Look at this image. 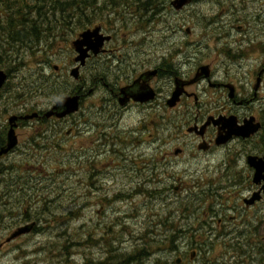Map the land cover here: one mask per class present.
I'll return each instance as SVG.
<instances>
[{
	"label": "flooded vegetation",
	"instance_id": "af4514ba",
	"mask_svg": "<svg viewBox=\"0 0 264 264\" xmlns=\"http://www.w3.org/2000/svg\"><path fill=\"white\" fill-rule=\"evenodd\" d=\"M219 1L223 17L207 18L200 41L168 44L166 33L159 32V44L154 47L160 53L157 59L146 52L150 43L146 41L157 26L166 23L167 0L159 11L162 17H153L135 33L127 11L124 21L110 11L105 13L107 21H95L71 33L76 39L97 26L100 35L108 37L96 52H88L86 64L80 67L77 85L71 90L80 96L76 114L55 116L60 111L53 108L64 94L46 108L29 99L7 112L6 93L1 91L0 152L7 144V115L17 118L18 145L0 156V185L6 191L8 183L11 195L16 196L8 207H0V233L4 231L5 236L0 238V264H39L31 261L37 248L27 254L28 261L23 259L19 241L25 235L12 236L23 226H29L26 235L51 227V223H23L16 192L21 179L14 174L11 159L36 162L46 157L47 161L51 151L44 138L53 137L60 144L69 141L74 137L75 117L82 127L79 135L91 138L97 148L85 152L86 156L82 152L84 161L104 162L105 158L124 171L126 164H132L136 185L132 190L124 184L110 194L113 186L100 182L97 174L91 178L95 186L86 180L101 193L98 201L104 197L112 202L80 207L85 229L68 259L66 254L55 260L49 257L52 240L41 244L47 257L41 264H117L113 255L108 260L107 254L88 253L87 238L99 226L102 231L94 234L101 235L93 246H113L119 238H123L120 245H125L124 239L132 244L153 240L158 253L146 256L148 264H264V180L257 171L259 162H264V0ZM200 3L189 0L184 10ZM192 34L188 28L186 35ZM76 56L73 49L72 68L77 67ZM55 78L59 82L69 79L64 74ZM68 83L66 93L71 92ZM175 94L178 98L173 101ZM90 96L95 97V109L85 114L82 107ZM50 110L53 114L47 116ZM33 114L32 119L22 118ZM133 119L139 122L134 124ZM126 124L131 125L126 128ZM22 129L27 130L23 145ZM64 132L66 137H62ZM142 147V155L134 156V149ZM116 194L122 198L115 199ZM135 197L147 202V207H116ZM136 226L143 229H138L141 234L132 229Z\"/></svg>",
	"mask_w": 264,
	"mask_h": 264
},
{
	"label": "rangeland",
	"instance_id": "374dc122",
	"mask_svg": "<svg viewBox=\"0 0 264 264\" xmlns=\"http://www.w3.org/2000/svg\"><path fill=\"white\" fill-rule=\"evenodd\" d=\"M172 0H167L168 10L165 14L166 17V23L161 24L159 27L157 26L156 29L153 31V33L150 35V37L147 39L146 42H150L149 45L146 47V52L152 55L153 59L158 58L159 52H156L154 47L155 45L159 44V32L166 33L167 37V43L170 44L174 40H180V41H192L193 43H196L200 41L201 39V32L202 27L206 26L207 18L209 16H218L219 18L223 17V5L220 3L219 0H198L202 1V3L198 5H193L186 10L182 9L180 11H175L171 5L170 2ZM158 18H161L162 15L157 14ZM224 20H220V22H223ZM153 25V24H151ZM166 26H168L166 28ZM134 28V27H133ZM190 28L192 29V36L188 37L186 35V30ZM108 30V29H107ZM135 31V28H134ZM175 31V33H174ZM177 31V32H176ZM76 35L70 34L67 37L61 38L60 41H56V44H54V47L48 51L47 55L49 57L48 60L47 56L41 55L37 52V54L31 58H26L25 66L21 68L20 71H16L13 73L14 77H11L9 79V83L12 84L14 79L20 78L22 81L26 80L31 81L39 76V78L42 80V86H44L47 81L56 80V76L59 74H64L69 77L68 84L70 85L69 91L72 90V88L77 85L76 80H74L72 77H70L69 72L72 66H70V59L73 58V49L71 48V42L75 38ZM142 37V36H139ZM138 40V38H137ZM210 41L209 43H211ZM32 56V55H31ZM54 66H58L59 70L56 71L54 69ZM8 67V66H7ZM6 66L2 65L1 69H6ZM87 72H85L86 74ZM16 74L18 76H16ZM23 75L25 78H23ZM26 84V83H25ZM57 96L50 95V91H46L45 94H38L36 93V96L30 99L35 100V102H31V104H36L42 108H46L47 106H50L54 103L56 99H54ZM95 97L90 96L84 106L82 107L83 112L85 114H88L90 111H94L95 107ZM29 106H31L29 104ZM8 116V115H7ZM135 121L134 124H137L139 122L137 119H133ZM150 120L154 121L155 117L152 115L150 116ZM77 117L72 121L76 127L73 130V138H71L69 141L65 142L64 144H60V148L62 149V152L60 149L55 148L54 151H51L49 153V156L46 161V157L41 159L38 157V161L33 162H22L21 165H23L22 170L27 171L28 174H26L27 180H40L42 179L44 182L40 184V186L48 188L47 191L53 189V188H59L60 194L56 197V195L51 194L48 195V199H54V203L49 204L48 209H54L55 207L60 209V212H67L69 210H75L79 209L80 207H98L101 204V201H98L99 197L101 196V193L97 191L95 187L88 188L87 184V178L85 177L86 172L89 171V165L84 160L86 157H82V155H87L85 152L92 153V151H96L97 148L93 146L91 143V138H88L87 136H81L79 135L78 131L82 130V127L78 126L77 123ZM137 121V122H136ZM149 121V119H148ZM131 124H126L125 127L129 128ZM21 133V144L23 145L25 139L27 130L22 129L20 131ZM62 137L65 136V132L62 133ZM125 143L121 146L122 149H124ZM136 146V145H135ZM120 147V148H121ZM144 148H137L134 149L133 155L134 156H140L143 153ZM73 152H76V154H72ZM81 152H84V154H79ZM21 157L12 158L13 161H18ZM127 171L119 170L115 167V164H111L110 162H107L104 158L103 161H98L95 163V174L98 175L100 182H110V186H113V189L110 190V194L116 193L119 189H121L124 184H126L128 187L132 188L134 190L136 185V179L134 178L133 181V174L130 173V167L132 164H126ZM60 167V169H59ZM58 168L57 173H54V169ZM23 173V171H21ZM59 173V174H58ZM61 173V174H60ZM127 177L130 182L127 183V180L125 179ZM30 183V182H27ZM90 183H92L95 186V181L92 180ZM37 186L39 187V182H37ZM54 190V189H53ZM46 191V190H45ZM46 194V193H45ZM138 204V205H137ZM137 205L138 207H147V202H145L142 198H134L132 202H122L119 205H116V207H135ZM101 207V206H100ZM85 211V210H84ZM59 214V213H58ZM81 217L80 220H76L74 222H69L66 220L64 223H52L51 227L48 229H45L43 233L37 234V235H25L22 237L23 243H27L28 239H31L29 241V253H31L35 248L37 244H45L48 241H52L55 239V241H59V239L56 237V234H60L64 231H62V227H67V232L72 234L74 232L83 235L84 229H81V223L84 222V218ZM61 220H65L61 219ZM61 222V221H60ZM87 227V225H86ZM139 226L133 227L136 234H141L138 229L143 230L142 228H138ZM137 228V229H136ZM11 229H9V232ZM102 231V226L97 227L90 233V237L94 241H98L100 238V235H95L94 233L98 234ZM4 231H1L0 238H5ZM154 236V234L152 233ZM123 241V238L118 239V243L114 244L111 247L105 246V245H98V246H89L90 249L88 251L89 255L98 256L103 254H107V249L112 250V254L115 259H117V255L121 254V256H125L129 253H132L134 251V248L136 246H142L143 244H138V242H135L132 244L131 242L128 243V239H124L125 245H120ZM154 245V244H153ZM155 246V245H154ZM146 247L149 251L158 253V246H156L154 249H152L148 244H146ZM153 253V254H154ZM152 253H150L151 255ZM152 254V255H153ZM148 255V257H151ZM44 256L40 254L39 256H34L31 258V261L38 260V263H42V258ZM47 258V257H46ZM45 258V259H46ZM121 258V257H120ZM149 262V260H148ZM146 257L141 258L140 262L137 263L131 262L130 264H148ZM46 264V263H44ZM155 264V263H152Z\"/></svg>",
	"mask_w": 264,
	"mask_h": 264
},
{
	"label": "trees",
	"instance_id": "16d2710c",
	"mask_svg": "<svg viewBox=\"0 0 264 264\" xmlns=\"http://www.w3.org/2000/svg\"><path fill=\"white\" fill-rule=\"evenodd\" d=\"M163 3L164 0H0V67L2 65L8 66L5 69L8 73V78L14 77L13 73L20 71L25 66V60L28 56V58H31L37 52L46 56L48 51L54 47L57 39L67 37L76 30L94 24L95 21H101L102 19L107 21L106 12L114 11L115 18L118 21H124L127 19L125 16V11H127L131 15L130 18H133V26L138 30L144 29L147 23L152 21L153 17L158 19L156 15L161 10ZM16 76L18 75L16 74ZM23 78H25L24 75ZM67 82V80L59 82L53 79L42 86V80L39 76L31 81H27L26 78L23 81L17 78L13 80L12 84L8 80L4 86L5 99L8 103L7 112H9L10 106L26 104V101L36 96V93L41 95L45 94L46 91H50V95L53 96L65 94L68 91V88L65 87ZM44 140L51 151L58 148L62 152L56 139L49 137L44 138ZM87 163L89 171L86 172L85 177L87 180L92 181L93 179L91 178L96 175L94 173L96 161ZM57 170L58 168H55L54 173H57ZM13 172L21 179L20 191L16 192L17 197L21 198L18 207H22L23 223L59 224L64 223L67 217L69 222L80 220L81 212L79 209L67 212H60V209L56 207L48 209L49 204L54 203V199L49 200L48 195L54 194L57 197L60 194L59 188L47 191L48 188L40 186L44 182L42 179L39 181L27 180L26 174L28 173L22 170L20 163L13 165ZM37 182H39V187ZM5 185L6 191L3 189V184L0 185V207H8V201H11V198H16L14 194L11 195L9 184ZM136 194L137 192L134 193V196ZM114 198L120 199L122 196L116 194ZM100 201L103 202V205L112 202L104 197L100 198ZM64 218L65 220H61ZM83 228L82 226L81 229ZM62 231L64 232L56 234V237L61 242L58 241L54 245L53 250L50 248L47 251L52 260H55L60 254L69 255L72 251L73 243L78 242L81 237V234L76 232L68 233L67 227H62ZM63 239L69 240L63 241ZM148 240L150 239H147L146 244L149 245L152 240ZM87 243L92 245L94 241L89 237L87 238ZM135 248L134 251L136 250ZM107 250L108 260H110L113 255L112 250ZM148 255L149 251L146 256ZM116 257L117 264L126 262L120 258L121 254Z\"/></svg>",
	"mask_w": 264,
	"mask_h": 264
},
{
	"label": "water",
	"instance_id": "95a60500",
	"mask_svg": "<svg viewBox=\"0 0 264 264\" xmlns=\"http://www.w3.org/2000/svg\"><path fill=\"white\" fill-rule=\"evenodd\" d=\"M187 2L188 0H177L175 2L176 9L178 10L181 9ZM107 39L108 38H103L102 36L99 35V28H95L93 31L87 30L82 34H80L78 40L73 42V47L76 53L78 54L77 58L75 59L76 62H79L80 65L83 66L85 64L86 58L88 57V51L92 50L93 52H96L97 48L104 42V40ZM71 75L77 79L78 68H74L71 72ZM7 79H8V75L4 71L0 70V90L6 83ZM79 99H80L79 95H75V96H66L62 100L58 101L57 104L54 106L53 110H57L60 112L54 113L55 116H57L58 118H64L65 116L77 112L79 110ZM175 100H177V94H175L173 97V101ZM51 114H53L52 110L49 112L47 116ZM26 118L27 117H24V119ZM16 119H17L16 117H11L9 120L11 127L7 136V146L0 152V156L2 154L7 153L17 144V137L14 132V127L16 126L14 122L16 121ZM241 132L245 133L246 127L241 128ZM257 171L259 173V178H262L264 180V162H259ZM28 231L29 228L24 227L18 230L16 233H14L12 238L24 234L25 232Z\"/></svg>",
	"mask_w": 264,
	"mask_h": 264
},
{
	"label": "bare ground",
	"instance_id": "6f19581e",
	"mask_svg": "<svg viewBox=\"0 0 264 264\" xmlns=\"http://www.w3.org/2000/svg\"><path fill=\"white\" fill-rule=\"evenodd\" d=\"M159 14V13H158ZM243 36V35H242ZM47 56V58H49L48 57V55H46ZM1 68V67H0ZM27 209V208H26ZM83 211H84V209H82ZM81 219V218H80ZM67 220H68V217H67ZM71 222V221H70ZM88 225V224H87ZM154 234V233H153ZM19 237V236H18ZM91 238V237H90ZM92 239V238H91ZM32 240V238L31 239H28V241H26L27 243L25 244V243H23V240L21 239L19 242H21V243H23V259L25 260V261H28V256H27V254H29V241H31ZM58 242L57 241H55V240H53L52 242H51V248H52V250L54 249V245L55 244H57ZM76 243V242H75ZM154 244V241L152 240L150 243H149V246L152 248V249H154L155 248V246L153 245ZM156 246H158V245H156ZM41 247H42V245L41 244H37L36 245V250H37V255H35L36 257L37 256H39L40 254H42L44 257H45V254H44V252L41 250ZM136 250L135 251H133L132 253H129V254H127V255H125V256H121V259L122 260H125L126 262L124 263V264H130L131 262H134V263H137L138 261L140 262V260H141V258H143V257H146V255H147V247H146V244H143L142 246H137L136 248H135ZM149 251V250H148ZM150 253H154V252H151V251H149V255H150ZM152 254L150 255V256H152ZM68 256L69 255H67L66 254V257H65V261L68 259ZM32 257H34V256H32ZM44 257L41 259L42 260V262H43V260H44ZM140 259V260H139ZM37 262H38V260H37Z\"/></svg>",
	"mask_w": 264,
	"mask_h": 264
}]
</instances>
